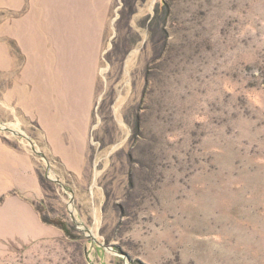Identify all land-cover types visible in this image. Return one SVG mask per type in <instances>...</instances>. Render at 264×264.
<instances>
[{"label":"rangeland","instance_id":"obj_1","mask_svg":"<svg viewBox=\"0 0 264 264\" xmlns=\"http://www.w3.org/2000/svg\"><path fill=\"white\" fill-rule=\"evenodd\" d=\"M0 264H264V0H0Z\"/></svg>","mask_w":264,"mask_h":264},{"label":"crops","instance_id":"obj_2","mask_svg":"<svg viewBox=\"0 0 264 264\" xmlns=\"http://www.w3.org/2000/svg\"><path fill=\"white\" fill-rule=\"evenodd\" d=\"M18 208H19V210L17 209V207L15 206V207H13V217H15V218H17L16 220H20V221H15L14 223H12V225L14 226V227H16L17 229L19 228V227H22V221L21 220H23L22 219V211H21V207L20 206H18ZM9 224H11V223H9ZM12 227V226H11ZM16 228H14V229H16Z\"/></svg>","mask_w":264,"mask_h":264}]
</instances>
